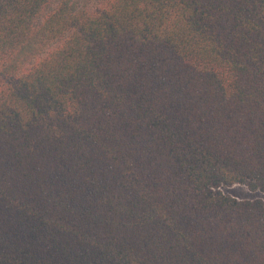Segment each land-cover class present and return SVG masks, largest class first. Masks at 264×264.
<instances>
[{
    "label": "trees",
    "instance_id": "1",
    "mask_svg": "<svg viewBox=\"0 0 264 264\" xmlns=\"http://www.w3.org/2000/svg\"><path fill=\"white\" fill-rule=\"evenodd\" d=\"M0 264H264V0H0Z\"/></svg>",
    "mask_w": 264,
    "mask_h": 264
},
{
    "label": "rangeland",
    "instance_id": "2",
    "mask_svg": "<svg viewBox=\"0 0 264 264\" xmlns=\"http://www.w3.org/2000/svg\"><path fill=\"white\" fill-rule=\"evenodd\" d=\"M222 192L239 200H253L263 197L259 192H252L243 185H234L224 188Z\"/></svg>",
    "mask_w": 264,
    "mask_h": 264
}]
</instances>
